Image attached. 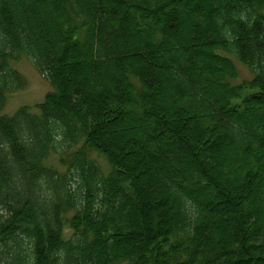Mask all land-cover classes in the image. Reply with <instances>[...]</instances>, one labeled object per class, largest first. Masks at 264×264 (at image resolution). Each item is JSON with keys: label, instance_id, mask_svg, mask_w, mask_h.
<instances>
[{"label": "trees", "instance_id": "16d2710c", "mask_svg": "<svg viewBox=\"0 0 264 264\" xmlns=\"http://www.w3.org/2000/svg\"><path fill=\"white\" fill-rule=\"evenodd\" d=\"M23 57L0 264H264V0H0V113Z\"/></svg>", "mask_w": 264, "mask_h": 264}, {"label": "rangeland", "instance_id": "374dc122", "mask_svg": "<svg viewBox=\"0 0 264 264\" xmlns=\"http://www.w3.org/2000/svg\"><path fill=\"white\" fill-rule=\"evenodd\" d=\"M218 23L220 24L221 22L219 21ZM180 26L181 32L183 34L182 36L186 37L189 34H192V30L195 27V22L192 19L186 21L181 20ZM134 42L136 45H140L141 43L140 39L138 38L135 39ZM233 59L239 68V76L235 83H242L247 79H251L252 74L250 73L248 67L236 60L234 57ZM13 66L16 67V69L26 77L27 86L24 89L11 93V95L7 96L5 108L0 114L13 115L20 108L25 106L33 107L32 111H37L34 106H36L38 103H42L47 93L51 90L48 80L40 73L38 68L28 58L23 57L19 62H15ZM51 160L52 162L58 163V159L55 157H52ZM103 163L105 166L107 165L106 161ZM184 210L185 208H183L181 211L184 212ZM70 234L71 231L67 230L66 235L69 236Z\"/></svg>", "mask_w": 264, "mask_h": 264}]
</instances>
